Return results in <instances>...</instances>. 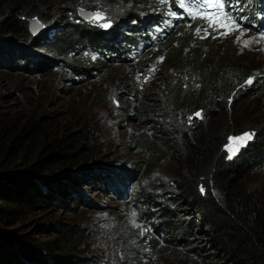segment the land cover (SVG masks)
<instances>
[{"label": "trees", "instance_id": "obj_1", "mask_svg": "<svg viewBox=\"0 0 264 264\" xmlns=\"http://www.w3.org/2000/svg\"><path fill=\"white\" fill-rule=\"evenodd\" d=\"M45 8L38 0H0V59L20 58L19 68L31 72L29 48L48 43L45 36L31 34L30 22L46 20ZM133 18L132 23L144 25ZM132 27L145 36L141 27ZM53 43L50 47L60 45L59 40ZM167 46L169 74L146 99L155 115L135 145L140 155L135 173L152 167L149 157L155 155V164L165 167L161 184L174 208L169 218L181 223L180 217H189L178 239L192 247L189 264H264V181L253 184L264 170V123L255 126L237 156L229 159L226 153L229 140L248 130L240 102L251 95L250 87L244 88L251 71L223 58L203 66L202 49L194 43ZM115 49L109 46V51ZM203 87L206 96L195 98ZM130 98L137 100L133 94ZM103 155L85 115L69 127L46 117H0V264H91L82 221L71 216L66 223L55 217L90 207L85 195L90 187L112 192L109 183L116 178L103 172L98 162ZM43 214L53 222L41 229L49 234L45 239L17 234L16 225Z\"/></svg>", "mask_w": 264, "mask_h": 264}, {"label": "rangeland", "instance_id": "obj_2", "mask_svg": "<svg viewBox=\"0 0 264 264\" xmlns=\"http://www.w3.org/2000/svg\"><path fill=\"white\" fill-rule=\"evenodd\" d=\"M38 1L46 4V20H33L30 26H40L41 34L33 36H45L48 45L29 48L32 56L27 57V67L33 69L31 72L19 68L17 63L22 59L1 56L0 117H46L54 119L58 126L69 127L85 115L103 148L104 157L98 162L104 173L116 178L109 183L112 192L108 194L89 188L85 195L90 207L74 214L60 213L55 218L71 223L69 217L75 216L82 221L88 235L85 252L92 257L91 264L193 262L189 255L192 247L178 243L186 226L183 222L188 223L189 217H180L181 223L169 218L174 208L161 184L165 181V167L155 164V155L149 157L152 167L143 168L141 175L135 173L136 162L140 161L135 145L155 115L146 99L169 74L164 51L168 43L178 48L194 43L202 49L203 66L212 58H223L235 67H247L253 77L244 88L250 87L247 91L251 95L243 97L240 109L248 130L231 138L226 147L229 159L237 156L251 141L255 126L264 123V99H258L252 91L259 89L258 96L264 98V0H240L235 7H229V3L235 5V0L225 3L224 12H230L240 25L230 26L226 35L220 34L224 28H208L206 19L191 18L178 6V0ZM93 13H100L103 19L95 18ZM81 15L90 18L83 19ZM133 17L144 25L132 23ZM132 26L141 27L145 36ZM197 28L202 30L197 33ZM203 29H207V35ZM58 40L59 47H50ZM109 46L115 51H109ZM230 49L235 51L232 56L227 54ZM114 54L120 55L112 58ZM132 94L137 99L135 103L130 98ZM205 96L203 87L195 98ZM242 136L245 139H239ZM263 174L264 170L253 184L262 183ZM152 197L162 200L153 203L149 201ZM147 207L151 209L147 211ZM51 222L48 215H38L16 225L15 231L41 240L49 235L42 232V227ZM163 222L172 225L168 227Z\"/></svg>", "mask_w": 264, "mask_h": 264}, {"label": "snow or ice", "instance_id": "obj_3", "mask_svg": "<svg viewBox=\"0 0 264 264\" xmlns=\"http://www.w3.org/2000/svg\"><path fill=\"white\" fill-rule=\"evenodd\" d=\"M163 2V0H162ZM225 3H229V0H190L189 3H186L185 0H178V6L184 10L191 18L195 19L197 17L206 19L208 22V28H212L213 31H217L220 28H224L225 31L220 33L221 35H226L227 30L230 26L235 25L236 28H239L240 25L237 24L236 19L231 15L230 12H224V5ZM240 0H235V5L229 3V7L238 6ZM97 19H103L100 13H93L92 14ZM175 15V13H173ZM107 27L108 25H104ZM202 29L197 28L196 31L199 33ZM205 34L207 35V29H203ZM264 38V37H262ZM247 45V42H245ZM95 59V57H93ZM246 83L251 84L252 80L249 79ZM199 116V113H197ZM247 138H251L247 134H245ZM239 139L243 140L245 137H239ZM204 189L201 188V192ZM132 216L135 217V212L132 213ZM133 223L135 221L133 220Z\"/></svg>", "mask_w": 264, "mask_h": 264}, {"label": "water", "instance_id": "obj_4", "mask_svg": "<svg viewBox=\"0 0 264 264\" xmlns=\"http://www.w3.org/2000/svg\"><path fill=\"white\" fill-rule=\"evenodd\" d=\"M83 19H89L90 15H81ZM31 34L32 35H38L41 34V28L38 24L33 23L31 26Z\"/></svg>", "mask_w": 264, "mask_h": 264}]
</instances>
